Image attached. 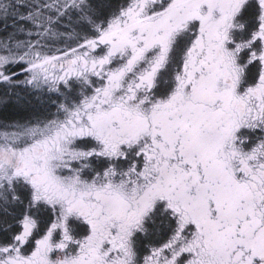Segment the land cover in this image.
<instances>
[{
	"label": "snow or ice",
	"instance_id": "snow-or-ice-1",
	"mask_svg": "<svg viewBox=\"0 0 264 264\" xmlns=\"http://www.w3.org/2000/svg\"><path fill=\"white\" fill-rule=\"evenodd\" d=\"M0 264H264V0H0Z\"/></svg>",
	"mask_w": 264,
	"mask_h": 264
}]
</instances>
